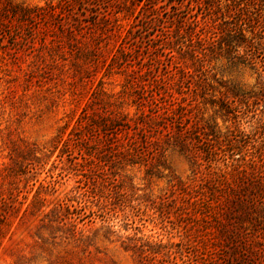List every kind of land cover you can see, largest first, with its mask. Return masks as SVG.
<instances>
[{
	"label": "rangeland",
	"instance_id": "1",
	"mask_svg": "<svg viewBox=\"0 0 264 264\" xmlns=\"http://www.w3.org/2000/svg\"><path fill=\"white\" fill-rule=\"evenodd\" d=\"M11 1L70 3L81 34L66 44L68 16L0 25V191L19 207L0 224V264H244L218 259L221 208L202 202L223 161L169 145L149 164L129 163L124 146H74L69 133L84 112L135 119L144 89L177 120L217 133L219 150L232 136L243 160L264 169V0H97L92 10L111 7L94 26L88 0ZM37 191L44 206L21 218ZM57 204L75 236L68 223L41 226Z\"/></svg>",
	"mask_w": 264,
	"mask_h": 264
},
{
	"label": "trees",
	"instance_id": "2",
	"mask_svg": "<svg viewBox=\"0 0 264 264\" xmlns=\"http://www.w3.org/2000/svg\"><path fill=\"white\" fill-rule=\"evenodd\" d=\"M96 1L88 0L87 6L81 5L82 9L90 10L93 15L94 18L91 22L93 26L100 21L109 20L111 7L107 2L102 12L97 8L92 10V7L95 8L98 5ZM63 3L66 4L65 1ZM119 3V0H115V4L118 5ZM148 3L145 0L131 1V5H138V8H143L144 5L153 6L152 2ZM48 8H35L21 3H14L11 0H0V25L7 26L9 19L13 17L19 18L21 23H31L38 19L51 18L53 20L59 16L64 18L68 16L71 22L65 28L62 26L63 31H60L58 26L56 30L64 34L67 39L66 44L69 45V41L75 38V34H81L78 28L79 23L72 18L76 14L73 12V5L69 3ZM117 11H121V9ZM127 32L128 34L124 37V43L126 44L129 39L135 38L129 29H127ZM120 48L123 54L124 46ZM145 93L143 89V92H140L135 99L138 111L135 119H128L127 114L120 110L105 114L98 113L96 110L94 112H84L77 120L76 132L71 131L69 133L71 134L69 140H75L74 146H88V142L91 140L95 142L96 146L97 144L100 146L101 142V146H124L122 150L126 154L124 159L129 163L144 161L149 164L150 159L158 155L160 158L169 145L194 160L202 154L207 160L223 161V171L216 172V176L213 178L209 177L208 181L205 182L207 185L203 184L204 188H202V202L210 205L214 203V206H220L223 216L221 222H215L213 232L218 237V243L221 246L218 259L223 260L225 253H227L228 255H234L244 264H264V169L261 166L256 167L255 164H248L243 160L242 146H236V140L232 136L225 139L226 143L224 147H220L224 148L221 151L218 147L212 146L214 143H218L217 133L214 131L212 133L210 131L205 132L203 127L197 125L187 126V123L177 120L175 112L160 107L154 96L151 95L152 100L150 98L147 100V95H143ZM156 119H160L163 124L155 123ZM154 124H157L155 129L158 132L164 131L165 146L157 145L159 144V138L157 139L155 133L152 132ZM209 135L213 136L207 138ZM154 136L156 138L153 139ZM140 146L141 148L147 146V149L140 151ZM19 152H23V150ZM6 172L9 177L14 175V170L7 169ZM14 200L11 189H8V194H3L0 191L1 225L6 224L5 217L11 209H13V212L19 211V207L16 208ZM27 201L28 196L25 195L23 201H19V204L22 205ZM43 206L44 202L39 198V192L37 191L26 204L20 217L34 216L40 212ZM61 209L62 206L57 204L56 208L50 210V213H45L40 219L41 226L51 227L56 223L58 225L55 226L58 227L59 224L64 226L68 223L69 234L75 236L77 232L76 224L70 221L67 222L68 216L60 213ZM49 214H52L51 218L44 222Z\"/></svg>",
	"mask_w": 264,
	"mask_h": 264
}]
</instances>
